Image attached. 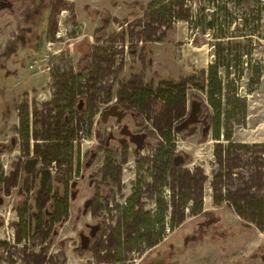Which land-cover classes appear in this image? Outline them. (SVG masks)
Wrapping results in <instances>:
<instances>
[{
  "label": "rangeland",
  "instance_id": "obj_1",
  "mask_svg": "<svg viewBox=\"0 0 264 264\" xmlns=\"http://www.w3.org/2000/svg\"><path fill=\"white\" fill-rule=\"evenodd\" d=\"M61 1L64 6L45 31L35 61L17 78L0 77V176L15 174L18 157L34 153L36 147L50 154L47 160L52 166L71 170L97 146L100 154L94 169L123 168L121 184L130 194L138 176H144L142 168L158 167L163 156L169 166L182 171L183 178L196 180L199 190L182 208L173 228H191L194 199L199 209L219 215L220 222L206 225L207 231L219 232L194 244L207 251L201 261L264 264V256H257L264 255V0H166L144 12L127 4L139 1L148 8L155 0ZM95 8L107 11H87ZM131 11L137 13L135 18ZM102 32L105 36L97 39L95 35ZM84 42L89 50L82 46ZM218 63L223 91L212 102L208 68ZM167 89L185 90V102L165 100ZM138 90H153L144 107L132 95ZM79 97L86 100L83 110L78 109ZM195 100L203 108L207 129L201 123L195 131H177ZM115 104L128 115L122 116L120 125L135 129L139 119L131 115L136 113L151 137L138 154L130 142L121 147L115 141L119 150L110 162L105 147L108 136L111 131L120 138L123 135L114 115L105 122L100 114ZM170 129L171 141H161ZM13 138L16 144L9 147ZM178 155L186 161L175 165ZM166 177L171 178V173ZM166 191L169 199L168 186ZM8 193L0 190V195ZM182 193L183 199H190L185 190ZM11 199L0 206V214L5 215L0 227L4 254L0 264H18V251L42 254L46 246L33 237L28 224L22 228V246L14 244L19 228ZM168 224L170 230L169 220ZM121 225L126 222L118 217L109 221L102 245L109 246L110 237L117 239L114 247L100 253L103 264L111 257L112 264H136L155 240L137 237L145 230L143 221L130 224L132 230L135 227L131 240L116 233ZM56 249L52 250L55 263L62 264ZM65 257V264H99L92 252L81 259L73 248Z\"/></svg>",
  "mask_w": 264,
  "mask_h": 264
},
{
  "label": "flooded vegetation",
  "instance_id": "obj_2",
  "mask_svg": "<svg viewBox=\"0 0 264 264\" xmlns=\"http://www.w3.org/2000/svg\"><path fill=\"white\" fill-rule=\"evenodd\" d=\"M63 6L61 0H0V77L17 78L28 68L30 61H35L45 42V31L54 23L57 12ZM87 11H96L99 14L107 10L97 11L95 8ZM80 100H83V107L79 110H83L86 107V100L79 97ZM202 110V107L198 110V122L192 131L201 123L206 125L207 129V121L202 115ZM109 112L114 113L120 129L118 132L123 135V138H120L111 131L108 136L105 147L110 154V162L113 160L112 155L117 154L119 150V145L114 144L115 141L121 144V147L131 143L135 153H140L141 150L136 149V142H142L140 135L145 134L144 147L151 137L142 120L136 113H132V118L139 119L136 124L134 123L136 128H131L127 124L120 125L123 117L120 120L119 116L128 115L124 107L115 104L101 112L100 121L107 122L108 115H111ZM64 117L69 119L70 115L65 114ZM186 130L190 131V128ZM163 140L164 136L161 137V141ZM15 144L16 138H13L9 147ZM99 154L100 148L97 146L90 148L83 155L80 165L70 170L63 168L62 165H59V168L52 166L47 160L51 157L50 154L36 147L34 153L18 157V171L15 174L5 173L4 176H0V190L9 191L8 194L0 195V206L8 203L7 198H12L13 204L10 207L15 206L14 215L17 216L15 221L18 223L19 231L16 239L14 238L16 240L14 244L22 246L25 239L22 228L24 224H28V230L32 231L33 237L41 239L46 245L42 254H37L35 250L28 256L18 251V264H27L31 259L32 264H56L52 254L55 247L57 249L54 253L60 255L62 264H65L64 259L68 260L65 255H68L71 248L79 258L92 252L99 264H103L100 253L114 247L117 239L110 237V245L107 247L102 245L101 239L108 236L106 231L113 217L116 219L118 217L122 223L126 222L125 226L121 225V229L116 230V233L118 231L122 235V239L126 236L131 240L129 234L135 232V227L132 230L130 224L134 221L145 222V230L139 232L138 238L155 239L141 252L142 256L136 264H231L201 261L204 260L201 254L207 255V251L194 244L206 237H213L219 230L207 231L204 222L209 220L207 215L211 212L199 209L195 199L191 209L193 212L190 217L191 228L185 230L179 226L173 228V223L180 221L182 208L187 207L193 199L191 197L198 196L196 180L183 178L181 170L169 166L166 158L159 156L158 159L162 160L159 161L161 165L142 168L144 176L139 175L130 194H126L121 184L123 168L112 169L111 166H104L94 169ZM184 157L175 156L174 164L185 162ZM138 170L141 171L140 168ZM168 173H171V178L166 177ZM167 186L170 188L169 199L166 196ZM183 190L185 196H190V199H183ZM4 216L0 214V227L4 224ZM218 217L219 215L215 216L216 222H220ZM168 220L172 231L171 228L168 229ZM126 245L127 248L132 247L131 244ZM121 251L124 249L121 248ZM3 255L0 252V262ZM257 256L262 258L264 255ZM109 259L110 262L106 264L114 263L113 257Z\"/></svg>",
  "mask_w": 264,
  "mask_h": 264
},
{
  "label": "trees",
  "instance_id": "obj_3",
  "mask_svg": "<svg viewBox=\"0 0 264 264\" xmlns=\"http://www.w3.org/2000/svg\"><path fill=\"white\" fill-rule=\"evenodd\" d=\"M166 0H155L151 3H149L148 8L145 7V4L139 1H134L131 2L129 4H127L128 8H140V10L142 12H144L146 9H153L156 8L159 4L163 3ZM130 16L131 18H135L137 16V13L135 11H131L130 12ZM103 36H105V33L102 32L101 35H95V37L97 39L102 38ZM85 48H87V50H89V45L88 42H84L83 43ZM89 53V51H88ZM88 54H85L84 57L80 60V65L85 63L86 57ZM219 63L218 64H212L209 66L208 68V86H209V91H208V97L210 99V101L214 102L215 97L217 95H221L222 91H223V83L222 80L220 79L219 75H218V70H219ZM133 97H138L140 100V107H144L145 105V101L148 97L153 95V90H138L137 92H134ZM163 96L166 98L165 100L170 101H178L180 102V104L182 105L185 100H186V96H185V90L181 89V90H174V89H167ZM219 127V126H218ZM172 131L173 129H170L166 134H164V138L167 142L171 141V136H172ZM220 135L219 133V128L217 129V132L215 134V137L218 138ZM207 216H209V220L205 221L204 224L205 225H210L211 223H215L217 220L215 218V214L213 212L209 213Z\"/></svg>",
  "mask_w": 264,
  "mask_h": 264
},
{
  "label": "water",
  "instance_id": "obj_4",
  "mask_svg": "<svg viewBox=\"0 0 264 264\" xmlns=\"http://www.w3.org/2000/svg\"><path fill=\"white\" fill-rule=\"evenodd\" d=\"M83 107V100H80V103L78 104V109H82ZM200 109V101H194L193 102V108L188 118H186L180 125L176 126L177 131H181L186 128H190V131L193 130L194 125L198 122V110ZM110 114L114 115V113L109 112ZM119 119H122V116H119ZM133 134V133H132ZM137 135V134H133ZM142 142H136L137 144V151L142 150L144 148V138L145 134L140 135Z\"/></svg>",
  "mask_w": 264,
  "mask_h": 264
}]
</instances>
